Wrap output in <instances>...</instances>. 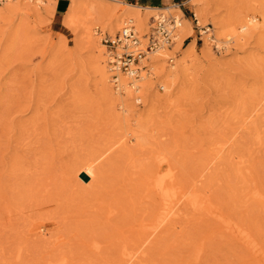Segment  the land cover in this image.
<instances>
[{
  "label": "rangeland",
  "instance_id": "1",
  "mask_svg": "<svg viewBox=\"0 0 264 264\" xmlns=\"http://www.w3.org/2000/svg\"><path fill=\"white\" fill-rule=\"evenodd\" d=\"M98 1L0 4V264H264V0H199L197 42V0ZM128 6L140 32L163 8L191 37L121 96L96 28ZM248 16L216 43L214 21Z\"/></svg>",
  "mask_w": 264,
  "mask_h": 264
},
{
  "label": "built area",
  "instance_id": "2",
  "mask_svg": "<svg viewBox=\"0 0 264 264\" xmlns=\"http://www.w3.org/2000/svg\"><path fill=\"white\" fill-rule=\"evenodd\" d=\"M6 1L10 0H0V4ZM183 4L177 5L181 7ZM189 12L195 26L193 29H196V42L202 41L204 34L209 32L211 25H198L194 13ZM179 28L180 18L164 11L163 8H159L150 15L148 28L144 32L137 29L131 18L126 19L121 28L113 35L103 34L98 28H96V32L102 36L101 41L107 48V62L110 70L114 72V79L116 73L120 72L137 80L140 78L141 71L147 70L145 62L150 53L172 49L176 43ZM190 37L191 35H188L182 40V46ZM159 89L162 90L163 88L159 86Z\"/></svg>",
  "mask_w": 264,
  "mask_h": 264
},
{
  "label": "bare ground",
  "instance_id": "3",
  "mask_svg": "<svg viewBox=\"0 0 264 264\" xmlns=\"http://www.w3.org/2000/svg\"><path fill=\"white\" fill-rule=\"evenodd\" d=\"M12 1V0H10ZM24 2H27L28 4H34L35 6H39L40 4L42 3H45V0H22ZM101 1V0H100ZM201 1V0H200ZM8 2V1H6ZM6 2H3V3H6ZM199 0L197 1H193V6H194V10H195V13L194 15L198 18V23H201L200 21L203 20V17H202V12L203 10L201 11L200 9V2L198 4ZM26 3V4H27ZM185 4V3H184ZM2 5V3H1ZM8 5V4H7ZM72 5H74V7H82V8H92V7H98L100 4V2L98 0H73L72 2ZM28 6V5H27ZM176 6L177 8L178 5L177 4H172L170 5L169 7H174ZM99 8V7H98ZM97 8V9H98ZM148 8V7H147ZM1 9V8H0ZM134 8H132L131 6H128L127 8L125 7L122 11L119 12V14L115 17L113 23L110 25L109 30L111 33H113L114 30H118L120 26H122V24L124 23V21L126 19H133V21L138 24L137 26H139L140 28H143L145 27L143 22H140V19H139V15H138V12L134 11L133 10ZM169 9V8H167ZM166 9V10H167ZM91 10V9H90ZM151 11V10H150ZM155 11V10H154ZM191 11V10H190ZM73 13L75 12L74 9L72 11ZM192 12V11H191ZM85 13V12H84ZM88 13V12H87ZM76 14V13H75ZM79 14V13H78ZM249 15V14H248ZM87 16V15H86ZM149 17V16H148ZM148 17H146V19H148ZM175 17L179 18V16H176ZM260 19V18H259ZM258 17L256 16H248L246 18H243L241 19L242 21L239 23L241 25H235V26H228L226 24H222L221 22L219 21H214L213 24H214V27L216 29V33H215V41L216 43L218 44L219 42L220 43H224V44H227L229 43L232 39H237V40H242L244 35V31L246 30V28H252L254 27L257 22L259 21ZM187 20V19H186ZM91 21V20H90ZM149 21V20H148ZM86 22V21H85ZM145 23V22H144ZM259 23V22H258ZM90 25V23H89ZM199 25V24H198ZM86 27H89V26H86ZM212 28V27H211ZM211 28L209 30L208 33L204 34L205 37H206V40H212L211 39ZM90 29V28H89ZM88 30V28H87ZM116 30V31H117ZM189 31V26L188 24L182 22V20L180 19V28L178 30V36H177V39H176V43L174 44L173 48H178L180 45H181V42H182V38L184 39V36L185 34ZM191 32V31H190ZM247 32V31H246ZM87 33L89 34L90 38L92 37V34L90 32V30L87 31ZM96 33V32H95ZM116 33V32H115ZM106 34V33H105ZM189 34V33H188ZM213 34V33H212ZM190 35V34H189ZM101 36V35H100ZM102 37V36H101ZM246 37V36H245ZM89 39V37H88ZM205 39V38H204ZM92 40V39H91ZM102 42V41H101ZM243 42V41H242ZM229 45V44H228ZM188 46H193L192 43H189ZM217 47V46H216ZM220 47V46H219ZM180 48V47H179ZM218 48V47H217ZM106 52H107V48H106ZM163 52L165 51H158L152 55H155V56H151L149 55V61L148 62V67H147V70H143L141 71V74H140V78L135 80V79H132L126 75H124L123 73H120V72H117V78L115 79L116 81H118V85H119V95L121 94V96L123 94H132V93H136V95H138L141 91H142V83L140 82L142 79H145L146 77H149L151 75V71L152 69L154 68V65L157 64L160 62V58L159 56L162 55L163 57L166 56V54H164ZM163 53V54H162ZM156 54H160L159 56L156 55ZM99 58H100V61L103 63L104 65V73L106 74L107 73V66H108V69L109 71L112 73V77H113V74L114 72H112L110 70V67L108 65V62H107V59H104L103 56H102V51H100V54H99ZM157 56V57H156ZM167 57V56H166ZM107 58V56H106ZM169 62L172 61V58H168ZM161 65V64H159ZM158 65V66H159ZM163 65V64H162ZM171 65V64H170ZM174 65H172L171 67H173ZM159 70V69H158ZM168 71V70H167ZM155 73V72H154ZM154 73H152L154 75ZM165 74V73H164ZM162 75V74H161ZM159 76V75H158ZM106 78H108V75L105 76ZM114 78V77H113ZM114 80V81H115ZM105 81V80H104ZM107 83V82H106ZM162 86V85H161ZM117 90V89H116ZM141 94V93H140ZM137 98V97H136ZM124 103V102H123ZM125 110V109H124ZM132 131V130H131ZM134 131V130H133ZM127 134H129L131 136V134H133L132 132L129 133L127 132ZM135 135V134H134ZM136 137V135H135ZM157 173V172H156ZM158 174V173H157ZM167 174L166 173H162L160 174L155 182H153V185L155 187V189L158 191V193H160L162 196V198H165L167 199L168 196H169V189L166 187V178H167ZM154 181V180H153ZM168 184V183H167ZM172 187V186H171ZM167 197V198H166ZM166 201V200H165ZM172 211V210H171ZM169 212L170 210H167V212L163 215L164 216H167L169 215ZM162 220V218H161ZM164 220V218H163ZM160 222V221H159ZM127 255V254H126ZM130 255V254H129ZM133 258V257H132ZM128 262V261H127Z\"/></svg>",
  "mask_w": 264,
  "mask_h": 264
},
{
  "label": "crops",
  "instance_id": "4",
  "mask_svg": "<svg viewBox=\"0 0 264 264\" xmlns=\"http://www.w3.org/2000/svg\"><path fill=\"white\" fill-rule=\"evenodd\" d=\"M123 1L125 3L131 4V5H140L142 7H161L171 4H179L184 3L186 0H118ZM181 11L184 13V10L179 7Z\"/></svg>",
  "mask_w": 264,
  "mask_h": 264
}]
</instances>
